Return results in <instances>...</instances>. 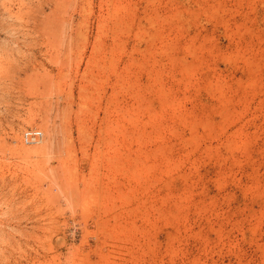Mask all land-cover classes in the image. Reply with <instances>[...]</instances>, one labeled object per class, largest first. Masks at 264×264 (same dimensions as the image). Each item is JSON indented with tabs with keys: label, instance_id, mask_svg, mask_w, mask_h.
Returning <instances> with one entry per match:
<instances>
[{
	"label": "rangeland",
	"instance_id": "374dc122",
	"mask_svg": "<svg viewBox=\"0 0 264 264\" xmlns=\"http://www.w3.org/2000/svg\"><path fill=\"white\" fill-rule=\"evenodd\" d=\"M0 264H264V0H0Z\"/></svg>",
	"mask_w": 264,
	"mask_h": 264
},
{
	"label": "built area",
	"instance_id": "2783aa9c",
	"mask_svg": "<svg viewBox=\"0 0 264 264\" xmlns=\"http://www.w3.org/2000/svg\"><path fill=\"white\" fill-rule=\"evenodd\" d=\"M22 137L25 144H35L43 138V133L38 129L30 128L23 132Z\"/></svg>",
	"mask_w": 264,
	"mask_h": 264
},
{
	"label": "bare ground",
	"instance_id": "6f19581e",
	"mask_svg": "<svg viewBox=\"0 0 264 264\" xmlns=\"http://www.w3.org/2000/svg\"><path fill=\"white\" fill-rule=\"evenodd\" d=\"M213 10H214V9H213ZM210 16H212V15H210ZM254 17H255V16H254ZM206 123H207V122H206ZM202 125H203V124H202ZM219 127H220V126H219ZM223 128H224V127H223ZM195 137H196V136H195ZM194 141H195V139H194ZM243 143H244V142H243ZM233 144H234V143H233ZM232 147H233V146H232ZM20 150H26V149H20ZM20 150H19V151H20ZM27 151H28V150H27ZM230 156H231V155H230ZM231 158H232V157H231ZM237 161H238V160H237ZM24 164H25V163H24ZM27 164H28V163H27ZM29 165H30V164H29ZM257 166H258V165H257ZM27 167H28V166H27ZM31 168H32V167H31ZM26 169H27V168H26ZM184 179H185V177H184ZM184 179H183V180H184ZM253 187H254V186H253ZM87 191H88V190H87ZM83 195H84V194H83ZM170 196H171V195H170ZM80 198H81V197H80ZM86 203H87V202H86ZM86 203H84V204H86ZM89 203H90V202H89ZM9 204H10V203H9ZM5 205H6V204H5ZM81 211L84 212V210H81ZM143 217H144V216H143ZM162 217H163V216H162ZM164 217H165V216H164ZM145 219H146V218H145ZM165 234H166V233H165ZM53 238H60V240H61L62 237H61V236H58V234H57V235H54ZM58 240H59V239H58ZM58 240H57V241H58Z\"/></svg>",
	"mask_w": 264,
	"mask_h": 264
}]
</instances>
